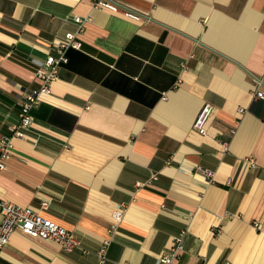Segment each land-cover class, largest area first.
<instances>
[{
  "label": "crops",
  "instance_id": "crops-1",
  "mask_svg": "<svg viewBox=\"0 0 264 264\" xmlns=\"http://www.w3.org/2000/svg\"><path fill=\"white\" fill-rule=\"evenodd\" d=\"M117 2L142 19L95 0H0V136L40 87L53 43L89 18L0 171V198L80 246L15 231L0 264H100L106 240L102 264H156L178 237L169 264H264V98L253 96L264 90V0Z\"/></svg>",
  "mask_w": 264,
  "mask_h": 264
},
{
  "label": "built area",
  "instance_id": "built-area-1",
  "mask_svg": "<svg viewBox=\"0 0 264 264\" xmlns=\"http://www.w3.org/2000/svg\"><path fill=\"white\" fill-rule=\"evenodd\" d=\"M95 6L102 9L110 10L114 13H121L127 18L133 20H141L142 15L138 12L120 5L117 0H95ZM75 22L78 25L76 33L67 32L65 37L53 43V52L49 53L41 64L37 72L38 78L41 80L40 87L33 92L25 95L21 103L20 117L17 123L9 127L10 133L0 136V171L7 169V160L11 157L14 148L13 142L15 138H24L26 133L30 130L34 121V110L40 105V96L42 93H49L51 91V84L58 78L60 68L69 61L68 51L71 49L80 50L83 46L79 39V34L84 30L85 23L89 18L76 16ZM253 96L256 98H264V90L257 89ZM214 106L210 103H205L201 109L195 123L194 128L202 135L207 134V123L212 115ZM240 111L244 110L240 108ZM251 166H255L253 158H249ZM207 176H212L211 171L203 170ZM152 178H157L153 175ZM141 182L137 186H142ZM49 201L43 200L41 203L42 210L49 207ZM125 206L119 207L114 216L116 220L120 221L123 218ZM15 231H21L24 234L39 238L46 241H51L61 245V247L70 252L79 247L80 241L75 237L72 231L61 226L51 218L42 214L41 211H35L32 208L17 205L13 202L0 198V246L9 243L11 235ZM109 240L101 243L98 250V257L100 264L107 260V249ZM183 248L182 238L176 239V245L171 252H163L156 264H169L173 261L179 250ZM84 252H88L84 249Z\"/></svg>",
  "mask_w": 264,
  "mask_h": 264
}]
</instances>
